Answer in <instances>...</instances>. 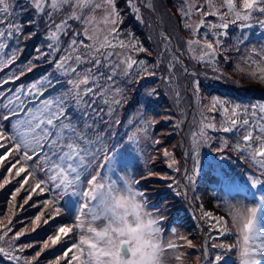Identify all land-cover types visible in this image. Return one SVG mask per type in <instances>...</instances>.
Here are the masks:
<instances>
[{
  "label": "snow or ice",
  "instance_id": "obj_1",
  "mask_svg": "<svg viewBox=\"0 0 264 264\" xmlns=\"http://www.w3.org/2000/svg\"><path fill=\"white\" fill-rule=\"evenodd\" d=\"M124 5L138 21H142L141 6L154 11L147 0H124ZM84 9H89L88 15ZM96 10L102 13L99 18ZM177 11L192 36L185 42L191 60L219 72L220 59L228 61L235 51L240 57L237 70L264 85V45L245 48L247 30L258 26L264 32V0H205L204 4L181 0ZM122 12L117 0H0V71L17 61L23 53L21 44L39 34L41 21L46 41L36 48L33 59L0 77V169L7 173L0 179V190L18 185L11 191L6 215L0 218V264H39L46 251L57 247L59 254L47 264H154L161 243L165 253H175L169 259L178 264H189L185 248L199 249L195 264H224L225 255L216 250L234 251L237 264H264V103L243 105L219 96L204 102L202 81L197 79L201 73L184 63V53L171 37L161 33L165 42L154 62H149L152 51L139 38H121ZM193 15L199 16L198 21H192ZM25 16L27 21L22 19ZM73 21L80 27H73ZM29 27L33 30L25 34ZM9 41L14 44L10 54L5 52ZM141 53L144 58H138ZM44 64L50 70L35 81L5 87ZM178 67L185 78L192 77L185 86L197 106L191 120L180 107ZM153 77L168 86L176 99L178 114L164 119L181 136L175 146L181 149L180 159L168 147H159L164 143L160 137L151 135L150 129L159 121L145 119V106L158 98V87L144 89L123 135L113 130V125L123 123L113 117L128 105L132 85L138 92L141 82ZM50 89L55 94L46 95ZM148 148L156 153L151 161L162 157L175 175L153 170L139 178L129 171L118 175L144 158ZM232 153L251 170L242 179L225 171ZM205 167L217 177L216 207L225 215L206 210L196 195L197 178ZM153 176L169 181L168 188L194 206L208 233L200 245L176 227L165 228L166 217L142 190V183ZM120 191L126 194L122 201L116 199ZM22 192L26 195L20 210L34 196L50 195L31 219V227L15 230L17 198ZM248 196L255 199L251 205ZM65 210L74 221L56 226L39 250L27 255L37 246L22 243L21 238L54 223ZM86 215L91 217L87 224ZM102 219L108 221L103 229L93 226ZM145 232L159 237L157 243L145 241ZM166 232L171 238L164 239ZM229 235H234L233 243L226 242ZM149 245L151 254L144 252Z\"/></svg>",
  "mask_w": 264,
  "mask_h": 264
},
{
  "label": "rangeland",
  "instance_id": "obj_2",
  "mask_svg": "<svg viewBox=\"0 0 264 264\" xmlns=\"http://www.w3.org/2000/svg\"><path fill=\"white\" fill-rule=\"evenodd\" d=\"M117 2L119 4V7L123 10L122 14L124 16V23L120 26L121 38H128L129 35H134L135 37L139 38V41L143 44V46L152 51V56L147 57V59L149 60V62H154V58L156 57L157 53L161 50V46L165 41L162 39V37L158 33V28L155 24L154 17H152L153 15L152 16L150 15L149 13L150 11L147 10L146 7L141 6L140 16L142 17V21H138L133 15H131L128 12L127 8L124 5V0H117ZM198 2L200 4H204L205 0H198ZM180 3H181V0H151V4L154 5L155 11L158 13V16L160 17L162 22L165 24L166 30L175 39L177 48L179 49V51L183 52L184 54L186 53L188 55L189 61H187V65L191 69H194L195 71L201 73V75L197 77V79L201 80L202 83L204 84V86L201 88V91H200V95L202 98H204V102H207L208 100H210L214 92L216 95H220V93L226 94L232 98L233 102H236V103H239L240 96H243L244 99H247V98L251 99L253 96L252 94L264 93V85H262L258 80L245 78V76L242 75L237 70L236 65L239 62L240 57L236 55L235 51L231 53L228 61L220 59L219 65H218L219 72H216L213 69L208 68L202 64H197L195 61L191 60L190 58L191 54L186 51L185 42L188 39H191L192 36L190 35L189 31L183 27V21L181 19L180 13L177 11V8L180 5ZM88 14H89V9H84V15H88ZM101 14L102 13L100 10H96L95 15L97 16V18H99ZM60 15H63V13H61ZM22 19L24 21H27L29 17L25 16ZM198 19H199V16L197 15L192 16L193 22L198 21ZM72 24H73V27H77V28L80 27L78 22L73 21ZM171 28H173L176 35L179 34L177 33L176 28L180 29V34H182L180 47L178 43L179 41H177L176 39V35H174L172 31H170ZM32 30L33 29L30 27L26 28L25 34H27V32L32 31ZM38 31H39V34L37 36L21 44V47L23 48V53L19 55V57H21V59L25 58V60L21 61V63L16 62L17 64L13 65V67L1 71L0 77L6 76L10 71L16 68H19L20 66L25 64L29 59H33L36 56L37 54L36 48L46 43L44 39L45 33H44L43 21H41L40 25L38 26ZM202 31L203 29H201V33ZM229 31L230 33H232L233 31L238 32V30H233V29H230ZM247 34H248L249 39H248L247 44L245 45V48H252V47L259 48L261 45H264V42L262 41H258L256 43L257 38H259L260 36L264 37V32H262V30L258 26H254L252 29L247 30ZM209 38L211 39V37ZM64 39L66 40L67 38L65 37ZM228 42L232 43V41H228ZM13 46L14 44L11 41H9L8 48L5 49V52L10 53V50ZM243 52L244 50L242 49L241 50L242 55H243ZM144 57H145V54L141 53L138 58H144ZM168 58L169 57L167 56L165 57V62H167ZM34 62L39 65V61H34ZM39 70H44L45 72H47L50 69L48 65L44 64V65L38 66L36 69L33 70V72H38ZM163 71L164 70L162 68L161 72ZM176 76H177L176 87H178L181 93L180 107H182L185 110L189 118V114L194 113V112L197 113V106L195 105L193 98L191 97L190 93L185 92V86L192 79V77L189 76L185 78V76L183 75L179 67L176 70ZM21 79L15 83V86L14 84H9V85H6L5 87L15 88L21 83L23 84L30 83V82L24 83L22 82ZM149 87H158L160 89L159 90L160 93L161 91L164 90L165 92L162 93L164 94V100L166 102V104H164L166 107L164 108H167L168 113H172L173 115L178 114L176 99H175L174 94L169 90V87L163 84L161 80H159L158 78H155V77L146 78L144 81L141 82V86L139 87L138 92L135 91V89L137 88V85L135 84L132 85V88L128 92L129 103L134 106L132 107L129 106V103L127 106H125L129 110L128 117L125 119V121H123L121 125L122 127L120 128V130H118V135H123L125 131L127 130V121L132 118L130 114L135 112V109L137 108V101H139L141 96L143 95L144 89L149 88ZM59 90L60 89L58 87L57 91ZM52 94L53 92L51 89L49 90L48 93H46V95H52ZM158 102H159V97H158ZM158 102L156 106L154 105L150 106V104H147L145 106L146 107L145 119L153 117L152 115L153 112L151 110V107H156V109L158 107H162V105L159 106ZM123 109L125 108L123 107ZM154 118L159 121V123L155 125V126H158L159 130L164 129L166 127L167 123H165L161 117L158 116ZM189 120H191V118H189ZM217 123H219V116H217ZM164 141H165V145L167 146L172 144L170 143V141L172 140H169L167 142L166 139L164 138ZM179 143H180V136H179ZM148 149H146L145 156L148 155ZM202 155L205 156V154H202ZM141 160L142 162H144L146 158L137 159V162L139 163H137L136 165L135 172L138 171L139 173H142L140 170ZM162 173L169 174L168 171H164ZM4 174H7L6 169H0V179L3 178ZM124 174H125V170H121L118 172V175L120 176ZM116 178H117L116 176L113 177V179H116ZM15 186H18V185L13 183L7 186L8 194H11V191L14 190ZM25 195L26 193L22 192L21 194L22 202H23V197ZM246 201L250 205L252 204L248 199H246ZM202 202L205 204L206 210H211L214 212V214H220V215L226 214L223 209H218L216 207V197L215 196H210L209 198H205L203 199ZM197 227H198V232L200 233L201 228L198 225V221H197ZM204 227L206 228L205 225ZM177 230L179 234L183 232L181 229H177ZM45 234H46L45 235V238H46L48 234H52V233H45Z\"/></svg>",
  "mask_w": 264,
  "mask_h": 264
},
{
  "label": "trees",
  "instance_id": "obj_3",
  "mask_svg": "<svg viewBox=\"0 0 264 264\" xmlns=\"http://www.w3.org/2000/svg\"><path fill=\"white\" fill-rule=\"evenodd\" d=\"M149 12V11H148ZM150 15L152 16L151 12H149ZM158 14V13H157ZM153 17V16H152ZM171 25V24H170ZM174 35L175 32L173 28L171 30ZM177 34L176 39L179 41V47L181 45V39H182V34H180V29L176 28ZM203 32V31H202ZM258 41L264 42V37L260 36L257 38L256 43ZM25 42V41H24ZM23 42V43H24ZM10 54V53H8ZM184 58L187 61H189L188 55L185 53ZM23 59V60H22ZM19 57L16 62L24 61L25 58ZM14 63L13 65L17 64ZM10 66L9 68L13 67ZM5 68V69H9ZM4 69V70H5ZM1 72V71H0ZM44 70H39L38 72H31L28 73L25 77H23L21 80L22 82H32L35 81L37 78L41 77L44 74ZM46 73V72H45ZM15 86V84H14ZM204 86V84H201V88ZM244 86V85H243ZM160 90V89H159ZM201 91V90H200ZM164 90L159 92V102L158 98L154 97L152 99V102L149 103L150 106H156L157 102L159 103V106L162 105V107H151V110L153 112V117H161L163 121L166 124V127L164 129L159 130L158 126H155L152 130H150L151 135L153 138L155 137H160L163 140V145L159 147H168L170 150H173L177 156L178 159H180L181 156V151L179 147H175L179 145V134L175 131H173V125L172 122L167 121L164 119L166 115H173L172 113H168L167 108L164 104H166L164 100ZM55 94V93H53ZM52 94V95H53ZM213 96H219L223 99H227L229 101H232V98L226 94L220 93V95H216L215 92L212 94ZM252 98H247L244 99L243 96H240L239 103L243 105H251V104H261L264 103V93H255L252 94ZM204 99V98H203ZM164 105V106H163ZM129 106H134L129 103ZM120 108L118 111V114L113 117V119H120L121 121H125V119L128 117V112L129 110L127 107ZM194 115H197L196 112L189 114V118H192ZM107 119V117H105ZM101 129L103 130L104 125H100ZM122 126H116L113 125V130L118 134V130H120ZM167 132H172L171 135H162V133H167ZM228 135V134H225ZM168 142L169 140L171 145H165V141ZM202 154H205L204 157L208 155V150L205 149L203 150ZM156 155L154 150L152 148L148 149V155L144 156L146 160L142 162L140 161L141 165V172L139 173L138 171L135 172V168L137 163V160L130 165L128 170L134 177L139 178L141 175H145L147 170H153L155 172H164L168 171L170 175H175L171 170H169L164 162L162 157H158L154 162L151 161L150 157ZM142 163V164H141ZM131 169V170H130ZM229 175H235L236 177L242 179L244 172L245 171H251L248 168V165L244 162L238 159L237 155L235 153H232V160L230 161V166L228 169L225 170ZM135 173V175H134ZM168 183L169 181H164L161 180L155 176L147 179L145 182L142 183V190H146L149 197H150V204L154 205L156 208H158L161 212L162 215L166 217V223H165V228L167 229L168 227H176L177 229H181L183 232L181 234L189 236L196 245H200V237L198 233V227H197V220L196 216L191 212L188 201L183 197V196H177L175 195L176 189H169L168 188ZM218 180L217 177L214 173L209 172V170L205 167L203 172L198 176L197 178V191L196 195L200 196L203 199L209 198L210 196H217V191H218ZM22 194V193H21ZM10 195L8 194V188L6 186L5 189L0 190V218L4 217L7 212V204L10 199ZM48 193L42 194V195H36L33 197L32 201L29 202L28 205L24 206L23 210L19 209V205L22 204V198L21 195L17 199V216L14 218V225H15V230H19L22 227H31V219L34 218V216L40 211L42 207V201L44 199L49 198ZM191 196V193H190ZM246 199H248L252 204L255 202V199L251 196H248ZM32 205H36V207H33ZM63 206V203L62 205ZM32 208V209H31ZM151 210V209H150ZM70 213L65 210V213L63 214L62 217H59L55 220L54 223H50L48 226H43L39 228L36 232L34 233H29L25 237L21 238V242H31L34 243L37 247L35 249L28 250L26 253L27 255H32L34 254V251L39 250V246L42 245L43 240L45 239V233H52L53 229L58 225L57 223H72L74 221V215H72V218H69ZM47 218V217H46ZM262 223H264V217H262ZM206 226V225H205ZM218 235V233H214ZM172 234L170 232H166L164 235V239H169L171 238ZM208 233L205 232V239L207 238ZM234 235H229L226 238V242L228 243H233L234 242ZM185 252L189 254L188 260L189 264H195V258L200 255L199 249H183ZM217 252H221L222 254L225 255V261L224 264H237V259H236V253L234 251L224 253L223 250H216ZM54 254H59V247H57L54 250L46 251L40 259L39 264H47V260L51 259L54 257ZM216 253L213 252L212 255L214 256Z\"/></svg>",
  "mask_w": 264,
  "mask_h": 264
},
{
  "label": "clouds",
  "instance_id": "obj_4",
  "mask_svg": "<svg viewBox=\"0 0 264 264\" xmlns=\"http://www.w3.org/2000/svg\"><path fill=\"white\" fill-rule=\"evenodd\" d=\"M125 196H126V194L123 191H120V192L116 193V199L118 201H122L125 198ZM84 219H85L86 224L88 222H91V217H89L87 215L84 217ZM144 219L147 220L148 217H145ZM107 224H108V221L102 219V220L96 221L93 224V226L98 228V229H103ZM144 240L145 241H149L150 245H151V244H156L157 241L159 240V237L153 236V235L149 234L148 232H145L144 233ZM150 245L148 247L144 248V252L145 253L151 254L152 248H151ZM159 247H160V251L157 253V256H156V259L154 261V264H178V262L169 259V257L175 255V253H165L163 251L164 245L162 243L159 245ZM136 259L137 260L140 259V253H137Z\"/></svg>",
  "mask_w": 264,
  "mask_h": 264
},
{
  "label": "water",
  "instance_id": "obj_5",
  "mask_svg": "<svg viewBox=\"0 0 264 264\" xmlns=\"http://www.w3.org/2000/svg\"><path fill=\"white\" fill-rule=\"evenodd\" d=\"M147 2H148V3H151V0H147ZM146 9L149 10V11L151 12V14L153 15L154 20H155V24H156V26H157V28H158V33H159V35L161 36V33H164V34H166L167 36L171 37L172 42L177 46L175 39H174V38L171 36V34L166 30L165 24L162 22V20H161L160 17L158 16L157 12L155 11V9H154V11L151 10V9H149V8H147V7H146ZM161 37H162V36H161ZM179 52H181V51H179ZM178 54H179V53H178ZM184 63L187 65V62H186L185 58H184ZM187 66H188V65H187ZM188 67H189V66H188ZM189 68H190V67H189ZM190 69H191V68H190ZM180 141H181V136H180ZM189 196H190V194H189ZM187 201H188V204H189V207H190L189 200H187ZM190 209H191L192 213L197 217L198 212H194V207L192 206V207H190ZM197 221H198V225H199L200 228H201V231H200V233H199L200 244H201V243H202V239H205V233H204V232H205V231H204L205 227H204V225L201 224V222H200L198 219H197Z\"/></svg>",
  "mask_w": 264,
  "mask_h": 264
}]
</instances>
